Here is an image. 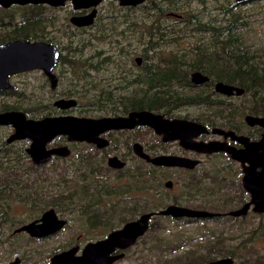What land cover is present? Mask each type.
Returning <instances> with one entry per match:
<instances>
[{
	"label": "flooded vegetation",
	"instance_id": "flooded-vegetation-1",
	"mask_svg": "<svg viewBox=\"0 0 264 264\" xmlns=\"http://www.w3.org/2000/svg\"><path fill=\"white\" fill-rule=\"evenodd\" d=\"M104 1H112L117 7L128 9L137 8L146 0L136 6L119 5L117 0H101L95 6L80 9H73L70 1L59 6L45 3L32 5L43 10L67 9L68 23L78 30L94 24L98 7ZM92 9L94 13L89 25L76 26L70 22L72 16L88 15ZM164 12L168 20L183 19V14L175 10ZM225 13V10H220V17L216 15L208 19L212 24L217 18L224 23L227 20ZM188 17L187 22L195 20L194 17ZM50 27L53 26L46 28L48 34L52 32ZM159 30L169 32L171 39L176 34L165 24ZM13 40L17 39L0 44ZM30 42L50 43L56 51L54 64L47 71L33 67L12 71L7 75L0 69V113L14 112L24 121L58 116L127 118L131 114L134 119L127 122L129 127L99 133L97 141L70 140L66 134H56L43 146L44 151H51L45 159L37 154L30 156L26 151L31 144L28 137L7 141L14 127L12 123L0 124V130H4L3 135H6L4 139L0 137V245H3L4 238L10 242V247L3 246L8 252L0 264H50L52 256L68 250H73V255L79 256L86 244L105 239L124 225L153 212L146 231L134 243L124 248L115 247L109 253L110 256L121 255L110 263L114 264L124 259L127 251L148 234L153 218L164 216L157 212L169 205L213 214L207 217L166 216L185 223L202 220L237 221L252 214L258 215L260 219L264 217L262 203H257V199L253 201L252 194L243 184L249 173L257 174L264 168V146H261L264 125L255 121L264 118V115L246 87L254 86L255 96H260L263 88L259 74L215 72L209 75L194 70L190 73L191 88L194 90L192 94L195 89H200L203 96L197 95L200 103L187 104L197 109L193 115L182 114L177 110L187 107L182 105H167L151 110L139 105L138 98L132 100V82L141 78L152 65L158 70H171L165 74L167 78L178 77L182 66L172 65L173 59H161L160 63L159 59L144 57V44H141L140 54L130 56L129 50L123 49L124 44H110L109 48L102 49L95 44ZM151 53L154 52H148V56ZM221 61L220 64L228 68L225 66L226 61ZM196 71L207 79L193 83L192 73ZM228 77L252 83L243 86L228 83L225 81ZM219 82L243 91L237 94L233 90L231 95L225 94L216 88ZM70 99L74 101L72 106L61 107L56 104L59 100ZM144 111L152 112L164 120H187L196 124L197 128L178 127L170 130L169 134L158 133L149 124L135 123L139 119L137 114ZM173 135L181 136L184 146L180 143L181 138L164 140V136ZM134 145H139L142 152L150 157L174 156L180 157L183 162L179 165H155L135 154ZM111 157L116 158L121 165L111 163ZM168 176H177L179 179L175 181ZM70 177L74 184L78 182L74 191L68 189ZM41 181L47 184L41 185ZM174 186H179L175 192L176 198L169 195ZM46 188L55 189V192L42 195ZM243 207L245 210L239 215L230 214ZM69 220L79 225L83 231L80 236H86L83 244L56 247L51 250L46 262L38 260L29 263V249L23 254L17 253L16 238L35 241L50 239L66 226L69 227ZM29 224L32 226L28 229H21ZM196 243L198 246L194 248L203 251L198 238ZM205 246L207 250L212 249V244L206 242Z\"/></svg>",
	"mask_w": 264,
	"mask_h": 264
},
{
	"label": "rangeland",
	"instance_id": "rangeland-1",
	"mask_svg": "<svg viewBox=\"0 0 264 264\" xmlns=\"http://www.w3.org/2000/svg\"><path fill=\"white\" fill-rule=\"evenodd\" d=\"M228 3L237 4L234 6V11H241L246 22V25L242 28L244 40L247 43L244 45L247 47L249 46L250 51L257 54L256 60L259 66H264V47H261V45H264V0H244L243 2H236V0H146L145 5L133 9L120 8L112 1H104L98 7V14L94 20V24L88 28L78 30L67 27V9L44 11L48 14L55 15V26L58 24H64V26H66V34H70V30H72L74 33L71 36L74 40L89 38L90 41L86 44H95V46L101 47L102 49L109 48L110 44L116 43L114 41L110 42L107 37L104 38L103 41H97L90 35L93 31L97 30L99 33L105 25L108 27L106 32H118L124 29V37H118L121 41L119 44L125 45L123 49L129 50L130 56L140 54L142 45L138 42L139 39L136 37L137 33L131 28L126 27L129 22L137 20L142 24L141 29H144L145 26L147 28V25L151 23L160 27L165 24L169 29L175 30L178 36L174 34L173 39L169 36L166 40L160 41L161 45L156 51L161 50L166 54L173 52L178 56L188 50L190 47L189 43L195 39L192 32H189L190 35L186 32L184 34L182 33L187 23V17L198 11L202 12L205 18L214 17L220 14L221 7L228 5ZM151 4H156L164 8L170 7L171 10L183 14V19L180 21L175 19L168 20L165 12L160 13L155 8H150L149 6ZM218 17H220V15H218ZM50 29L53 30L51 35L57 38V43L62 44L65 41V37L61 35V30L63 28L57 31L53 26L50 27ZM148 58L151 60L157 58V55L151 53ZM185 92L193 93L194 90L191 87H187L185 88ZM195 95L203 96V92L200 91V89H195ZM231 100L235 99L232 98ZM182 106H187L177 109L180 110L182 114L193 115L197 111V109L193 107L194 105L190 106L185 104ZM3 133L4 130H0V137L2 136V139L6 136L3 135ZM171 147L175 148L173 145ZM168 178L174 179L175 181L179 179L177 176H168ZM40 184L46 185L47 183L41 181ZM77 184L78 182L74 184V181L70 177L69 191H74L73 188L76 187ZM170 190L169 195L176 198L175 192L179 190V186H174ZM63 191H65V188H63ZM53 192H55V189L46 188L42 192V195H48ZM120 199L121 198H118V200ZM127 201L128 199L125 200V202ZM15 206L22 207L23 205ZM202 221H198V223H185L166 216L154 217L148 234L127 251L124 259L114 264H165L164 259L157 260L161 255L160 248H165L167 251L176 248L175 253L169 252V256L173 257L177 255L185 257L172 264H198L200 261L197 260L193 250L194 247L198 246L196 238H198V244L203 247L206 242L209 241L210 244L216 242L228 250V254L225 255L213 252L212 255H214V259L230 256L236 262L244 258L245 251H251L257 255L262 264H264V217L260 219L258 215L252 214L245 219L237 221ZM68 224L69 227L66 226L65 229L60 231L57 235L44 241L16 238L14 242L17 253L23 254L29 249L31 254L29 263L38 260H44L46 262L48 256L51 254V250L56 247L83 244L86 236L79 235L83 232L79 229V225L70 220ZM254 235L255 238L253 237ZM64 236L66 237L65 242ZM157 236H161V238L155 239ZM163 238L164 240L162 241ZM175 238L177 241L174 245H170L166 242L167 240H175ZM3 241V245H0V261L3 257H6V253L8 252L3 249V246L10 247V242L6 241V238H4ZM244 244L246 245L245 250L240 247Z\"/></svg>",
	"mask_w": 264,
	"mask_h": 264
},
{
	"label": "trees",
	"instance_id": "trees-1",
	"mask_svg": "<svg viewBox=\"0 0 264 264\" xmlns=\"http://www.w3.org/2000/svg\"><path fill=\"white\" fill-rule=\"evenodd\" d=\"M142 5H145V2L140 6ZM236 5L228 3V5L221 7L220 10H225V15L227 16V20L224 23L217 18L215 23L212 24L208 19L209 17L205 18V15L200 11L194 16L190 15L188 19L194 17L195 20L192 23L187 22L182 33L184 34L186 32L189 34V32H192L195 39L189 43V49L178 56L177 54H166L161 50L156 51L161 45L160 41L166 40L169 32L166 30L160 31V26H155L153 23L147 25V28L145 26L144 29H141L142 24L137 20L129 22L126 27L131 28L137 33L136 37L139 39L138 42L145 46L143 49L144 57H148V52H154L157 55L156 59H159L160 63L161 59L171 58L173 59L171 61L172 65L180 64L182 66L181 73L178 77L167 78L165 74H168L171 70H158L152 65L147 72L142 74L141 78L134 79L132 82V100L135 101L138 98L139 105L151 110H158L160 107L167 105L198 104L200 102L195 93L185 92V88L193 87L190 81V73L192 71L199 70L209 75L215 72L226 74L252 72L259 74L261 78L263 89L260 96H255L254 86L246 87L251 91V97L254 103L260 105L261 113L264 115V66H259L256 60L257 54L251 52L249 46L244 45L247 43L244 40L242 28L246 25V22L241 11H234V6ZM149 7L155 8L160 13H163L165 10H171L170 7H159L156 4H151ZM133 8L128 7V9ZM55 19V15L48 14L42 8L32 4L12 5L7 8L0 7V42L12 39L57 42V38L51 35L52 32L48 34L47 26H54L57 31L63 28L61 35L65 37V41L62 44H86L90 41L89 38L74 40L71 36L74 32L70 30V34H66V26L64 24L55 26ZM67 27H71L68 22ZM107 29L108 27L103 28L101 32H93L90 35L97 41H103L107 37L110 42L114 41L116 44L121 43L118 37H124L125 30L106 32ZM176 34L178 36L177 32ZM261 47H264V45H261ZM221 60L226 61L227 64L225 66L228 68L220 64L222 62ZM225 81L241 86L252 83L246 80H234L230 77ZM157 238H161V236H157L155 239ZM176 241L177 239L175 238V240H167L166 242L174 245ZM207 243L208 245L210 244L209 241ZM240 247L243 250L246 249V245ZM203 249L201 251L199 248H193L197 260L200 261L198 264H205L209 260L214 259L213 252L224 255L228 254V250L216 242L212 243V249L207 250L206 246ZM160 251L161 255L157 260L164 259L165 264H172L175 261L185 258L177 255L173 257L169 256V252L175 253L176 248H172L169 251L165 250V248H160ZM242 259V261H234V264H262L259 257L251 251H245L244 258Z\"/></svg>",
	"mask_w": 264,
	"mask_h": 264
},
{
	"label": "water",
	"instance_id": "water-1",
	"mask_svg": "<svg viewBox=\"0 0 264 264\" xmlns=\"http://www.w3.org/2000/svg\"><path fill=\"white\" fill-rule=\"evenodd\" d=\"M65 1H70L73 9H80L90 6H95L101 0H0L1 7H9L12 4L25 5V4H38L45 3L50 6L63 5ZM145 0H117L119 5L136 6L143 3ZM242 0H236L239 2ZM94 13V9L91 13L83 16H72L69 20L76 26L89 25L92 21L91 17ZM41 57H47L48 59H41ZM56 57V51L50 43L45 42H30L26 39H17L0 44V69L5 74H9L12 71L28 69L33 67H40L44 70H48L54 64V58ZM207 77L201 74L199 71L192 73L193 83H201L206 80ZM216 88L221 92L231 95L235 90L237 94L242 93L241 88L233 87L219 82ZM61 107H68L74 105V101L59 100L56 102ZM139 115V119L135 123H146L154 127L158 133L169 134L170 130H175L178 127L183 128H197V125L187 120H164L160 116L153 114L152 112H143ZM144 116V117H143ZM134 118L132 114L127 117H107L100 119L90 118H76L72 116H58L53 118H45L38 121L26 120L24 121L18 114L14 112L0 113V124L12 123L14 132L11 134L7 141L13 139H19L28 137L31 139V144L26 151L33 156L35 154L45 159L51 151H44V144L56 134H66L70 140H92L97 141L96 137L99 133L108 129H117L129 127L128 121H132ZM149 120V121H148ZM259 124L264 125V118H257ZM181 136L173 135L170 137L164 136V140L180 139ZM180 143L184 146V141L180 139ZM187 145V144H185ZM261 146H264V140L261 141ZM135 154L139 157L146 159L147 161L155 165H179L183 162L180 157L174 156H157L150 157L142 152L139 145H134ZM41 152V153H40ZM46 152V153H45ZM33 153V154H32ZM111 163H117L115 165H121V162L111 157L109 158ZM243 184L247 191L252 194V200L257 199V203L261 202L264 209V168L261 172L254 174L249 173L243 180ZM245 208H241L236 211L230 212L232 215H239ZM154 213L145 214L138 220L128 223L121 227L119 230L110 233L105 239L86 244L79 256L73 255V250L64 251L51 257L50 264H110L113 260L119 258L121 255L117 254L110 256L109 253L115 248H124L135 242L137 237L142 235L147 227L148 220ZM159 215H170L173 217H207L213 214L205 210H193L189 208H183L175 205H169L168 207L159 210ZM31 224L23 226L21 229H28ZM25 227V228H24ZM14 264V263H8ZM207 264H234L232 257H219L214 260L208 261Z\"/></svg>",
	"mask_w": 264,
	"mask_h": 264
}]
</instances>
